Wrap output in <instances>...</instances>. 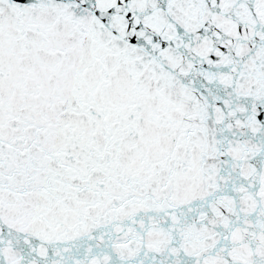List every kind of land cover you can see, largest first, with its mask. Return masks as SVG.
Listing matches in <instances>:
<instances>
[{
	"label": "snow or ice",
	"instance_id": "obj_1",
	"mask_svg": "<svg viewBox=\"0 0 264 264\" xmlns=\"http://www.w3.org/2000/svg\"><path fill=\"white\" fill-rule=\"evenodd\" d=\"M0 264H264V0H0Z\"/></svg>",
	"mask_w": 264,
	"mask_h": 264
}]
</instances>
